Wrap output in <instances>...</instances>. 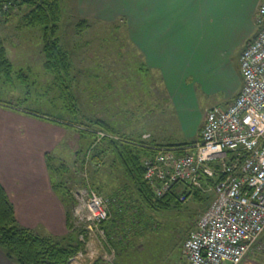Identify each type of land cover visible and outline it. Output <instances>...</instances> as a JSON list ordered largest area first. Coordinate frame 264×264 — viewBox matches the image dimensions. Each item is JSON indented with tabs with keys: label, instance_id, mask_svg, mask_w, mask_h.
I'll use <instances>...</instances> for the list:
<instances>
[{
	"label": "rangeland",
	"instance_id": "374dc122",
	"mask_svg": "<svg viewBox=\"0 0 264 264\" xmlns=\"http://www.w3.org/2000/svg\"><path fill=\"white\" fill-rule=\"evenodd\" d=\"M98 4L91 0H60L56 36L68 52L72 66L68 73L60 71L59 76L45 68L48 59L43 53L42 28L26 24L25 17L31 7L25 5L9 15H0V42L14 70L8 79L0 81V109L17 116L10 121L9 129L19 135L23 133L36 161L40 150H45L51 181L69 210L64 235L53 234L41 224H37L33 232L62 245L83 243L80 234L84 226L81 225L80 230L78 225V204L82 196L95 191L109 206L114 203L111 198L115 193L136 197L123 168L112 154L106 153L100 164L92 160L96 148L106 147L108 140L104 139L111 135L110 131L100 129L96 121L107 123L121 135L135 140L142 138L153 147L196 140L183 136L162 76L146 65L143 53L130 38L127 18L106 20V9H92ZM100 15L104 18L98 17ZM82 19L87 20L88 26L80 30ZM240 55L241 50L231 58L238 67ZM221 102L219 95L201 100L205 110ZM81 125L107 133L108 137L99 139L86 135L79 141ZM209 197L190 198L165 211L145 210L148 216L142 218V228L148 225L145 234L130 233L127 242L131 245L127 252L136 256L140 241L148 255H165L166 264H187L185 256L179 253V246L196 229ZM127 227L130 232L131 228ZM84 243L83 250L67 264H91V254L94 256L96 250L94 244L100 246L101 243L96 238ZM248 256L264 264V234Z\"/></svg>",
	"mask_w": 264,
	"mask_h": 264
},
{
	"label": "crops",
	"instance_id": "0c3cea01",
	"mask_svg": "<svg viewBox=\"0 0 264 264\" xmlns=\"http://www.w3.org/2000/svg\"><path fill=\"white\" fill-rule=\"evenodd\" d=\"M93 1L99 4L92 9H106V20L127 18L130 38L143 53L146 65L162 76L183 136L200 141L206 114L215 107H227L242 89L240 65L231 58L240 50L242 53L257 35L255 18L261 0ZM211 95H219L222 102L205 110L201 100ZM14 117L17 118L0 109V181L20 226L33 231L41 224L53 234L64 235L69 210L51 181L45 150H40L36 161L23 133L19 135L9 129ZM118 225L123 226L119 229L124 234L127 223L122 221ZM122 243L125 249L131 245L127 241ZM137 244L136 256L122 252L117 258L110 257L109 248L94 244L91 264H120V261L121 264H166L165 255H148L141 242ZM183 244L179 246L182 255ZM0 264L16 263L0 248ZM241 264L260 263L247 256Z\"/></svg>",
	"mask_w": 264,
	"mask_h": 264
},
{
	"label": "built area",
	"instance_id": "2783aa9c",
	"mask_svg": "<svg viewBox=\"0 0 264 264\" xmlns=\"http://www.w3.org/2000/svg\"><path fill=\"white\" fill-rule=\"evenodd\" d=\"M10 7V2H2L0 15ZM255 22L258 33L240 55L243 86L236 99L206 114L201 140L186 154L159 147L143 163L145 180L158 198L174 188L181 203L196 190L214 196L184 241L187 264H241L264 234V0ZM106 137L97 132V138ZM109 218L104 197L95 191L81 197L80 240L96 238L115 257L102 227Z\"/></svg>",
	"mask_w": 264,
	"mask_h": 264
},
{
	"label": "trees",
	"instance_id": "16d2710c",
	"mask_svg": "<svg viewBox=\"0 0 264 264\" xmlns=\"http://www.w3.org/2000/svg\"><path fill=\"white\" fill-rule=\"evenodd\" d=\"M4 1L10 2L11 7L7 12L1 13V16L9 15L16 8L25 5L31 7L25 21L28 26L42 28L45 42L43 53L48 59L45 62V68L58 76L60 71L68 73L72 66L69 61L70 56L60 45L59 38L56 36L59 28L57 23L61 15L60 0H0V4ZM87 26V20L82 19L78 27L82 30ZM13 71V65L7 56V50L0 42V81L3 78L8 79ZM96 125L100 129L110 131L109 133L117 138L104 139L108 140L106 147L96 148L92 160L100 164L106 153L112 154L123 168L124 174L136 195V197L129 194L121 196V194L115 193L111 198L114 203L110 204V218L102 225L106 233L107 243L111 245L109 242L111 241L114 244V247L111 246L114 250L116 249L115 254L119 257L122 252L128 250L124 248L122 242L129 241L128 235L130 233L145 234L144 231L148 226L144 224V229L142 228V218L148 217L145 210L165 211L172 205L180 206L182 203L178 199V188H174L164 197L158 198L154 194L153 186L145 180L144 160L153 156L158 151V146L153 147L142 138L141 140H135L129 136L121 135L103 121H96ZM78 133L79 141L83 140L86 135L97 137L95 130L89 127L85 128L82 125L78 127ZM200 137H202V131ZM198 142L197 140L164 147L176 148L178 155H183L194 148ZM210 181L213 182V180ZM126 190L128 189L126 188ZM207 195H210L205 205V209H207L213 200V194H202L199 190H196L193 198L202 199ZM122 221H125L127 226L131 228L130 232L127 227L125 233L122 234L123 226L118 225ZM120 227L122 228L119 229ZM84 246V242H79L77 245H62L59 242L37 235L31 229L20 226L8 192L0 181V248L10 260L16 264H67L71 257L83 250ZM126 256L133 257L134 255L130 256L127 252Z\"/></svg>",
	"mask_w": 264,
	"mask_h": 264
}]
</instances>
